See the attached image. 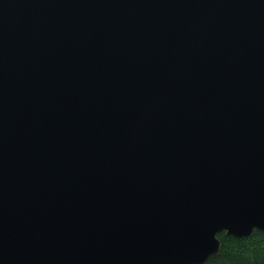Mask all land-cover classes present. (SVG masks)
Returning <instances> with one entry per match:
<instances>
[{"label": "water", "instance_id": "water-1", "mask_svg": "<svg viewBox=\"0 0 264 264\" xmlns=\"http://www.w3.org/2000/svg\"><path fill=\"white\" fill-rule=\"evenodd\" d=\"M264 234V0H0V264H205Z\"/></svg>", "mask_w": 264, "mask_h": 264}, {"label": "trees", "instance_id": "trees-1", "mask_svg": "<svg viewBox=\"0 0 264 264\" xmlns=\"http://www.w3.org/2000/svg\"><path fill=\"white\" fill-rule=\"evenodd\" d=\"M219 251L205 264H264V234L253 231L245 238H233L220 233Z\"/></svg>", "mask_w": 264, "mask_h": 264}, {"label": "flooded vegetation", "instance_id": "flooded-vegetation-1", "mask_svg": "<svg viewBox=\"0 0 264 264\" xmlns=\"http://www.w3.org/2000/svg\"><path fill=\"white\" fill-rule=\"evenodd\" d=\"M217 238V237H216ZM218 239V238H217Z\"/></svg>", "mask_w": 264, "mask_h": 264}]
</instances>
